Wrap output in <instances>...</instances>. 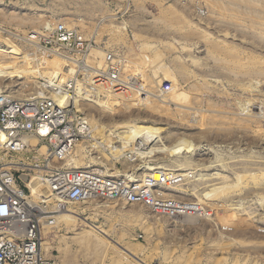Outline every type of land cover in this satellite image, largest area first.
Masks as SVG:
<instances>
[{
	"label": "rangeland",
	"instance_id": "1",
	"mask_svg": "<svg viewBox=\"0 0 264 264\" xmlns=\"http://www.w3.org/2000/svg\"><path fill=\"white\" fill-rule=\"evenodd\" d=\"M59 24L90 42L83 62L97 69L88 74L101 70L105 54L113 53L124 82L118 92L103 90L95 101L77 103L98 140L76 145L73 159L67 161L68 155L57 165L106 171L125 182L147 175L146 167H160L178 177L161 189L163 196L195 211L168 217L123 200L76 204L89 220L50 232L46 256L60 264H127L125 249L111 239L122 236L145 251L140 257L147 264H264V0H0V45L20 49L0 53V94L24 100L41 92L39 85H56L62 72L48 67L47 55L72 67L69 52L41 44L56 36ZM72 72L66 78L73 88ZM65 80L59 84L67 86ZM175 91L187 94L181 106L165 103ZM113 93L121 102L133 94L136 100L131 106L97 104ZM127 122L163 127L151 147L169 150L154 151L152 158L139 152L151 147L135 142L119 150L117 133ZM180 143L189 149L173 151ZM89 221L114 226L113 235H103L113 250L66 238L90 229Z\"/></svg>",
	"mask_w": 264,
	"mask_h": 264
},
{
	"label": "built area",
	"instance_id": "2",
	"mask_svg": "<svg viewBox=\"0 0 264 264\" xmlns=\"http://www.w3.org/2000/svg\"><path fill=\"white\" fill-rule=\"evenodd\" d=\"M55 34L41 44L69 52L77 74L74 87L70 83H57L50 89L39 85L41 92L24 100L0 94V264H60L46 256L42 242L56 229V215L71 205L123 200L168 217L195 211L192 204L163 196L161 189L178 182L177 176L165 171L160 173V180L148 173L125 182L121 175H108L106 171L57 165L72 154L76 145L88 144L86 139L98 140L77 103L95 101L103 90L118 92L124 81L113 53L105 54L99 72L88 74L94 68L83 62V56L91 53L90 42L64 24L55 28ZM79 77L83 79L80 82ZM164 87L170 89L171 83L165 82ZM43 144L44 152L40 148ZM34 176L46 186L47 195L32 197L30 183Z\"/></svg>",
	"mask_w": 264,
	"mask_h": 264
},
{
	"label": "bare ground",
	"instance_id": "3",
	"mask_svg": "<svg viewBox=\"0 0 264 264\" xmlns=\"http://www.w3.org/2000/svg\"><path fill=\"white\" fill-rule=\"evenodd\" d=\"M4 42L5 43H9L11 45V48L13 49H16V47L12 46V43L10 42V40L8 38H4ZM20 50V49H19ZM19 50H16L17 52ZM10 52L8 51L7 49H5L2 45H0V53H12V54H18L17 52ZM48 57L46 58V64H48L49 68L51 67L52 70L56 69V70H60L62 73V75L59 77V78H56V80L58 79V81H67L70 73L74 70L73 66L74 65H71L72 67H69L71 68L72 70H70L68 68V65L66 64V62L63 61V59H60L57 58L56 56H54L53 54L52 55H47ZM65 60V59H64ZM66 61V60H65ZM68 61V59H67ZM100 62V61H99ZM97 67V66H96ZM96 67H93L94 69H97ZM100 67V66H99ZM39 70V69H38ZM51 70V71H52ZM37 71V70H36ZM50 71V70H49ZM71 71V72H70ZM26 72V71H24ZM28 72V71H27ZM26 72V73H27ZM44 72V71H43ZM75 72V71H74ZM72 72V73H74ZM32 73V72H31ZM40 72L38 71V74ZM54 73V72H53ZM52 73V75H53ZM36 73H34L33 75H35ZM45 74V73H44ZM41 75V74H40ZM73 75V74H72ZM166 75V76H165ZM39 76V75H38ZM161 76V75H160ZM50 77V76H49ZM56 77V76H55ZM163 77V75H162ZM72 77L70 76L69 79H71ZM160 78V77H159ZM164 78H169L170 80L172 79L173 83H174V87L173 88H176L178 85H177V82L176 80L173 78V76L169 75V74H164ZM51 79V77H50ZM155 79V78H154ZM57 81V82H58ZM60 81L58 83H60ZM158 81H161V78L160 80ZM64 83V82H63ZM67 83L69 84V82L67 81ZM65 84V83H64ZM138 87H141V86H138ZM131 90H134L136 91L135 89H131ZM138 90V89H137ZM146 90V89H145ZM141 91V89H140ZM138 91H136L137 93ZM138 94V93H137ZM153 94V93H152ZM106 96V95H105ZM103 96V98L101 100H97V104L99 106H104V107H107L109 105H117V104H125V106L127 104H129L130 106L132 105L131 103L134 101L135 98H132L134 96L133 95H129L127 97H122V99L124 100L123 102L119 101L118 97L115 95V93L111 94V95H108V96ZM125 96V95H124ZM141 96V95H140ZM105 97V98H104ZM121 96H119L120 98ZM136 97V96H135ZM146 97V96H145ZM137 98V97H136ZM147 98V97H146ZM164 98V97H163ZM162 98V99H163ZM172 98L171 100H168V101H165V103H171V102H180V106H181V102L184 100L187 101V94L185 92H179V91H175L173 93V96L170 97ZM141 99V98H140ZM143 99V98H142ZM154 99V98H153ZM169 99V97H168ZM136 100V99H135ZM149 100V99H148ZM180 100V101H178ZM125 101H129V103L125 102ZM164 101V100H163ZM138 102V100H137ZM164 103V102H163ZM164 103V104H165ZM157 104V103H156ZM160 104V103H159ZM178 104V103H177ZM128 105V106H129ZM155 105V104H153ZM168 105V104H166ZM127 106V107H128ZM164 107V105H162ZM183 106V105H182ZM159 107V106H158ZM166 107V106H165ZM156 110V107L154 108ZM166 109L168 110V106L166 107ZM165 108H163V110H160V109H157L158 111H164L166 110ZM128 123V122H127ZM125 124V123H123ZM129 124V123H128ZM122 127V126H121ZM123 129L117 133L119 134L120 133V138H121V141H122V145L120 144V149L119 150H122L124 149L125 146H127L128 144L131 146L132 143H136L139 145V148L141 149H148L149 147H151V145H158V144H154L155 142H157V138L159 136L162 135L163 133V127H155L153 126L152 124H148L147 122H140L139 124H135V125H128V126H123L122 127ZM120 129V128H119ZM117 136V135H116ZM119 139V138H118ZM160 141V140H159ZM119 142V141H117ZM161 143H164L161 141ZM135 144V146H136ZM117 145V143H116ZM164 145V144H163ZM169 146V145H168ZM159 147V146H158ZM151 147L150 150L148 151H139L141 154H144V156L142 158H152L153 156H156V152L154 151H166V150H169V148H167L166 146L161 148V147ZM175 147V146H174ZM188 148V146L185 144V143H180L177 145V149L174 148L173 151H181L182 149H185V148ZM41 150L44 152L45 149H46V146L43 144L41 145ZM173 148V147H172ZM137 149V148H136ZM135 149V150H136ZM189 149V148H188ZM137 151V150H136ZM159 151V152H160ZM138 152V153H139ZM157 152V153H159ZM186 152V151H185ZM137 153V152H136ZM174 153V152H173ZM121 154V153H120ZM123 154V153H122ZM134 155V154H133ZM140 155V154H139ZM70 157V156H69ZM68 156L66 158H69ZM141 158V156H140ZM73 158H69L67 159V161H71ZM76 160V159H75ZM149 160V159H148ZM77 161V160H76ZM68 163V162H67ZM79 164V163H78ZM161 170L160 167H146L143 171L144 172H151L150 174H154L153 177L156 179V180H160L161 179V176H160V173L159 172ZM184 174V173H183ZM144 175V173H143ZM148 175V173H147ZM186 175V174H185ZM35 177V176H34ZM132 177V176H131ZM134 181V180H133ZM30 188L32 189V197H35L37 198L38 196H40L42 193V195H47L48 192H47V189H46V186L44 184H42V182L38 181L37 178H33L32 182L30 183ZM57 218H58V224L56 225V228L60 227L62 228V224H64V226L66 228H68L69 226L71 225H74L76 224L79 220H82V221H88L89 220V217L87 216H84V214H82L80 211H78L73 205H71L69 207V209H67V211L63 212V213H58L57 215ZM63 221V223H62ZM89 224H90V229H82L81 231H78V232H74L73 234L67 236L66 238L68 239H71L73 241H77V242H80L86 246H91V247H100L101 245H104L105 246V249L107 250H113L114 249V246L107 240L104 239L103 235L105 236H111L114 234V226H111L110 228H106L104 226H102L101 224H94L92 221L90 222L89 221ZM111 239H113V241L115 242V244L123 247V249H125V253L124 255L122 256V259L124 261H126L127 264H135L132 260V257H135L137 259H139L143 264H147L140 256L144 255L145 254V251L143 249H137L131 245H129V243L127 242H124L123 241V237L122 236H118L117 239H114L111 237ZM124 242L126 245H123ZM42 247H43V251L46 255L50 254V251L52 249V245L50 243V241L48 240V238L44 239L43 242H42ZM64 254V257H67V253L66 252H63Z\"/></svg>",
	"mask_w": 264,
	"mask_h": 264
}]
</instances>
